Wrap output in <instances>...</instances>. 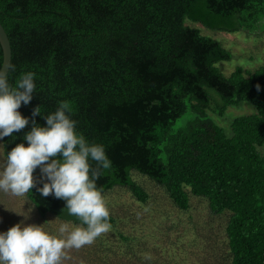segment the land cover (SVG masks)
<instances>
[{"label": "trees", "instance_id": "1", "mask_svg": "<svg viewBox=\"0 0 264 264\" xmlns=\"http://www.w3.org/2000/svg\"><path fill=\"white\" fill-rule=\"evenodd\" d=\"M262 18L264 0H0L13 77L32 70L37 84L18 109L29 124L0 139L3 162L17 143L27 145L23 134L33 119L46 124L43 115L32 116L37 105L51 112L70 100L78 131L102 143L112 161L97 181L103 194L121 188L147 205V178L179 211L197 198L220 221L225 264H264V65L224 75L216 62L231 52L186 22L263 32ZM240 101L255 112L233 118L228 136L207 111L223 115ZM186 112L190 117L174 128ZM33 177L37 186L25 197L36 213L79 225L65 200L37 191L44 182L39 166ZM109 210L114 244L98 237L96 258L149 261V233L127 228ZM110 252L116 261H104Z\"/></svg>", "mask_w": 264, "mask_h": 264}, {"label": "clouds", "instance_id": "2", "mask_svg": "<svg viewBox=\"0 0 264 264\" xmlns=\"http://www.w3.org/2000/svg\"><path fill=\"white\" fill-rule=\"evenodd\" d=\"M258 23L264 24V18ZM16 71L10 60L0 63V139L29 124V117L18 109L36 93V72L28 70L13 77ZM256 87L259 90L260 86ZM74 112L67 99L59 101L51 112H42L40 105L32 110L33 118L43 115L46 124L42 126L33 119L30 131L23 134L27 145L17 143L5 153L0 191L16 196L29 193L37 186L33 172L39 166L44 182L37 191L43 197L53 195L65 200L64 209L79 225L70 228L61 224L59 234H52L41 224L15 223L0 231V264H61L67 249L91 245L112 228L109 206L97 186L112 161L102 143L91 142L78 131Z\"/></svg>", "mask_w": 264, "mask_h": 264}, {"label": "rangeland", "instance_id": "3", "mask_svg": "<svg viewBox=\"0 0 264 264\" xmlns=\"http://www.w3.org/2000/svg\"><path fill=\"white\" fill-rule=\"evenodd\" d=\"M190 25L198 27L202 34L220 41L221 45L231 52V58L216 62V66L224 75H229L236 66L245 69H255L264 65V31L248 32L238 30L227 32L207 28L198 22L186 20ZM255 107L248 101H240L237 105H229L223 115L207 111L225 133L230 136L231 122L239 115L254 113ZM190 113L186 112L176 120L173 127L183 125ZM264 154V144L258 146ZM3 165L2 148L0 143V166ZM145 178V177H144ZM148 182V188L153 194L147 205L135 201L124 189L118 188L104 193L103 196L109 209L119 212L124 225L135 227L139 231L148 232L146 247H154L155 251L148 254L149 261H133L130 264H225L223 262L222 229L216 215L210 214L205 204L197 198H191L192 206L186 211L175 209L167 200L165 193L154 182ZM41 224V227L59 234L61 224L70 228L78 226L70 221H63L53 215L41 217L32 208L24 196H16L10 192L0 191V231H6L15 223ZM114 231L110 230L99 238L107 239L114 244ZM101 239V250L105 252ZM114 251H117L113 247ZM95 241L80 249H67L66 258L61 264H112L103 263L96 256ZM104 261L114 262L117 257L110 252ZM119 264H126L122 261Z\"/></svg>", "mask_w": 264, "mask_h": 264}, {"label": "water", "instance_id": "4", "mask_svg": "<svg viewBox=\"0 0 264 264\" xmlns=\"http://www.w3.org/2000/svg\"><path fill=\"white\" fill-rule=\"evenodd\" d=\"M0 46L2 49V63H6L11 60V48L7 33L0 23Z\"/></svg>", "mask_w": 264, "mask_h": 264}]
</instances>
